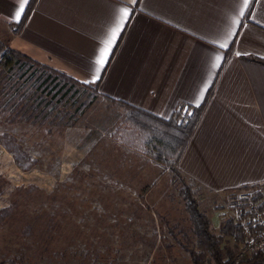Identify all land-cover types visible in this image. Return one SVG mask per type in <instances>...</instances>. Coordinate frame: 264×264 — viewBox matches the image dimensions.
<instances>
[{"label": "crops", "instance_id": "obj_1", "mask_svg": "<svg viewBox=\"0 0 264 264\" xmlns=\"http://www.w3.org/2000/svg\"><path fill=\"white\" fill-rule=\"evenodd\" d=\"M20 3L0 0V41L95 87L98 98L164 119L179 104H204L176 166L203 194L227 203L264 184V65L251 60L264 59V0H249L243 17V0H29L16 22ZM123 8L130 18L93 83L98 49Z\"/></svg>", "mask_w": 264, "mask_h": 264}, {"label": "rangeland", "instance_id": "obj_2", "mask_svg": "<svg viewBox=\"0 0 264 264\" xmlns=\"http://www.w3.org/2000/svg\"><path fill=\"white\" fill-rule=\"evenodd\" d=\"M110 104L97 97L72 126L9 122L0 114V134L37 160L22 171L0 144V208L15 206L0 226V264H194L192 252L215 264L196 246L185 187L222 238V256L240 257V241L220 227L233 220L263 228L264 209H256L261 201L253 195L264 184L243 190L246 198L237 192L227 203L211 199L178 170L115 141L122 116ZM29 186L35 189L27 192Z\"/></svg>", "mask_w": 264, "mask_h": 264}, {"label": "trees", "instance_id": "obj_3", "mask_svg": "<svg viewBox=\"0 0 264 264\" xmlns=\"http://www.w3.org/2000/svg\"><path fill=\"white\" fill-rule=\"evenodd\" d=\"M251 60L264 65V59ZM97 97L95 87L83 86L66 74L40 64L0 41V114L7 113L9 122L26 120L38 124L72 126ZM109 102L111 104L107 107L115 105L122 116V124L112 133V138L177 172L176 166L201 118L204 104L198 107L179 104L173 114L164 119L121 100ZM0 144L22 171H29L37 163L8 133L0 134ZM32 189H35L34 186H29L27 192ZM193 195L190 187L184 188L185 209L199 249L208 253L215 264H264V251L252 253L246 259L232 254L223 257L220 249L222 238L211 233L209 218L199 210ZM263 198L264 190L254 193L253 201H261L257 210L264 209ZM14 209V205L0 208V226L13 214ZM260 225L262 223L254 222L248 227L254 230ZM243 228L241 223L227 220L221 225L220 232L242 243ZM29 231L30 226H26L24 233L28 234ZM191 258L194 264H210V261L203 262L194 252Z\"/></svg>", "mask_w": 264, "mask_h": 264}, {"label": "snow or ice", "instance_id": "obj_4", "mask_svg": "<svg viewBox=\"0 0 264 264\" xmlns=\"http://www.w3.org/2000/svg\"><path fill=\"white\" fill-rule=\"evenodd\" d=\"M28 3L29 0H21L19 8L14 14V20L16 22H19L21 20L22 14L25 11L24 6ZM132 3L135 4L136 0H132ZM248 5H249V0H243V7L239 12V15L241 17L245 15L244 8H247ZM130 15L131 14L128 8H123L120 11L118 18L116 19L115 26L112 27L110 31L109 37L107 38L106 42H104V44L98 49L97 58L95 59V73H94V79L92 81L93 83L102 79V73L106 70L108 63L110 62V56L112 50L116 46L117 41L119 40L121 33L123 32L125 25L130 18ZM235 23L237 25H240L241 21L237 20ZM229 35L234 36L235 33L232 32L229 33ZM228 46H229V42L227 40L225 43L219 45L221 49H227ZM237 55H239V53H237ZM220 62H221V58L217 56L214 66L218 67L220 65ZM202 97H203V93H201V99ZM197 106L199 105L197 104Z\"/></svg>", "mask_w": 264, "mask_h": 264}, {"label": "built area", "instance_id": "obj_5", "mask_svg": "<svg viewBox=\"0 0 264 264\" xmlns=\"http://www.w3.org/2000/svg\"><path fill=\"white\" fill-rule=\"evenodd\" d=\"M238 196L239 198H246L247 194L241 192ZM242 233L243 241L241 243L240 257L264 251V227L253 230L247 226L243 228Z\"/></svg>", "mask_w": 264, "mask_h": 264}]
</instances>
